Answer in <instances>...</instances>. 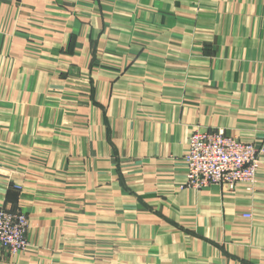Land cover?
<instances>
[{
	"label": "crops",
	"instance_id": "1",
	"mask_svg": "<svg viewBox=\"0 0 264 264\" xmlns=\"http://www.w3.org/2000/svg\"><path fill=\"white\" fill-rule=\"evenodd\" d=\"M194 129L264 150V0H0V264H264V153L186 187Z\"/></svg>",
	"mask_w": 264,
	"mask_h": 264
},
{
	"label": "built area",
	"instance_id": "2",
	"mask_svg": "<svg viewBox=\"0 0 264 264\" xmlns=\"http://www.w3.org/2000/svg\"><path fill=\"white\" fill-rule=\"evenodd\" d=\"M253 143L227 135L223 129L194 131L188 139L182 161L186 168L185 186L193 189L212 185L232 191L237 182L254 191L260 166L259 152ZM249 218V213H244ZM28 218L20 211L0 207V249L18 255L27 249Z\"/></svg>",
	"mask_w": 264,
	"mask_h": 264
},
{
	"label": "rangeland",
	"instance_id": "3",
	"mask_svg": "<svg viewBox=\"0 0 264 264\" xmlns=\"http://www.w3.org/2000/svg\"><path fill=\"white\" fill-rule=\"evenodd\" d=\"M194 131H199V130H197V129H194L192 132H191V134L194 132ZM191 134H190V136H191ZM189 136V137H190ZM189 137H188V139H189ZM239 140H241V141H243L242 139H240L239 138ZM188 142V141H187ZM243 142H247V141H243ZM257 151L259 152V156H258V158L261 156V155H263V153H264V150L261 148V147H257ZM186 151V150H185ZM70 157V156H69ZM72 157V156H71ZM184 157V154L182 155V158ZM260 159V158H259Z\"/></svg>",
	"mask_w": 264,
	"mask_h": 264
},
{
	"label": "bare ground",
	"instance_id": "4",
	"mask_svg": "<svg viewBox=\"0 0 264 264\" xmlns=\"http://www.w3.org/2000/svg\"><path fill=\"white\" fill-rule=\"evenodd\" d=\"M185 177H186V175H185Z\"/></svg>",
	"mask_w": 264,
	"mask_h": 264
}]
</instances>
